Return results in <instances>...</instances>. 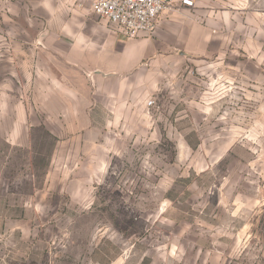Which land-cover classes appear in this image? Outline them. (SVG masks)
<instances>
[{
  "label": "rangeland",
  "instance_id": "obj_1",
  "mask_svg": "<svg viewBox=\"0 0 264 264\" xmlns=\"http://www.w3.org/2000/svg\"><path fill=\"white\" fill-rule=\"evenodd\" d=\"M197 3L206 51L86 103L0 0V264H264V0Z\"/></svg>",
  "mask_w": 264,
  "mask_h": 264
},
{
  "label": "crops",
  "instance_id": "obj_2",
  "mask_svg": "<svg viewBox=\"0 0 264 264\" xmlns=\"http://www.w3.org/2000/svg\"><path fill=\"white\" fill-rule=\"evenodd\" d=\"M75 1L63 0L57 6L51 0H26L33 9L45 10L37 18L43 27L25 32V39L31 38L33 61L41 64L48 58L49 76L56 85L68 86L72 101H97L98 94L116 99L132 90L134 79L144 74L155 58L183 49L200 54L213 37L218 38L198 21L209 14L198 7V0L195 7L178 0L160 16L152 34L132 38L123 37L106 19L94 14L92 0H79L83 6L69 5ZM106 83L111 86L105 88Z\"/></svg>",
  "mask_w": 264,
  "mask_h": 264
},
{
  "label": "built area",
  "instance_id": "obj_3",
  "mask_svg": "<svg viewBox=\"0 0 264 264\" xmlns=\"http://www.w3.org/2000/svg\"><path fill=\"white\" fill-rule=\"evenodd\" d=\"M178 0H92L91 9L106 19L125 38L141 33L152 34L160 16L172 9ZM187 7H195L196 0H179Z\"/></svg>",
  "mask_w": 264,
  "mask_h": 264
}]
</instances>
